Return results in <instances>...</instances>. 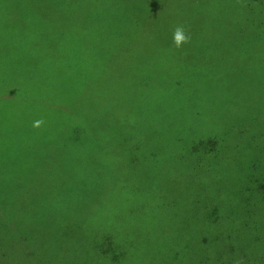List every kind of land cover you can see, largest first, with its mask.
Here are the masks:
<instances>
[{
    "label": "rangeland",
    "instance_id": "374dc122",
    "mask_svg": "<svg viewBox=\"0 0 264 264\" xmlns=\"http://www.w3.org/2000/svg\"><path fill=\"white\" fill-rule=\"evenodd\" d=\"M245 6L0 0V264L259 256L264 35Z\"/></svg>",
    "mask_w": 264,
    "mask_h": 264
},
{
    "label": "trees",
    "instance_id": "16d2710c",
    "mask_svg": "<svg viewBox=\"0 0 264 264\" xmlns=\"http://www.w3.org/2000/svg\"><path fill=\"white\" fill-rule=\"evenodd\" d=\"M246 11L250 12V13H256L257 16L259 17L260 21L257 24L258 27L260 28V32L263 33L262 35H264V0H246V6L245 9ZM243 10V11H244ZM248 16H250L248 14ZM239 31V30H238ZM207 131V130H206ZM219 137H217L216 135L209 133L208 136H206V138L202 141L204 142V144H208L205 145L206 147V151H208V153H210L211 151H213L214 147L217 146V148H219L221 146V143L215 145L218 141H219ZM191 140H196L195 142L200 143L201 145H203V143H201L199 140L192 138ZM204 146V145H203ZM185 149L187 150V147H185ZM195 151V149H192V151ZM258 190H260V195L261 197H257L258 200L261 202L262 207H264V183L261 182L259 184ZM258 234L260 235H264V229L261 230V232H259ZM60 236H64V235H60ZM72 241L71 243L75 244V240L77 241H81L79 239V235L77 233H73L72 234ZM257 241V245L258 247L256 248V251L259 253V256L255 253L254 250H252L249 255L247 256V260L249 261V264H264V236L260 237V236H256L255 238ZM262 242V243H260ZM95 253H91V255H94Z\"/></svg>",
    "mask_w": 264,
    "mask_h": 264
},
{
    "label": "clouds",
    "instance_id": "9594fccd",
    "mask_svg": "<svg viewBox=\"0 0 264 264\" xmlns=\"http://www.w3.org/2000/svg\"><path fill=\"white\" fill-rule=\"evenodd\" d=\"M188 36L185 35V31L183 27L178 26L174 31L172 35V41L173 44L179 48L183 43H186L188 41ZM40 122L38 121L37 124Z\"/></svg>",
    "mask_w": 264,
    "mask_h": 264
}]
</instances>
